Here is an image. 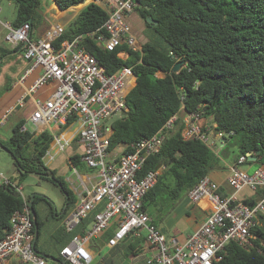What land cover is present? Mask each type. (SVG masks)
<instances>
[{"label":"trees","instance_id":"1","mask_svg":"<svg viewBox=\"0 0 264 264\" xmlns=\"http://www.w3.org/2000/svg\"><path fill=\"white\" fill-rule=\"evenodd\" d=\"M13 1L16 6L13 25L27 22L32 30L41 23L42 0ZM84 1L55 0V3L60 10H66ZM135 1L138 3L136 12L144 21L150 16L157 22L153 25L145 21L156 39L141 43L142 54L129 50V58L122 61L116 56L121 47L103 50L89 40L84 45L107 72L130 65L136 76V83L126 96L127 111L110 122L109 151H115L118 146L122 147L121 153L130 151L132 143L151 136L175 116L161 150L146 160L140 173L161 167L157 182L142 200L143 209L147 211L159 202L174 203L202 177L216 168H223L212 148L199 139L182 137L186 114L199 112L209 120L215 133H222L223 141L239 136L237 157L244 155L247 159L246 153L259 151L258 163L264 164V0ZM105 19L103 8L91 1L72 19L58 41L93 31ZM19 47L2 51L0 63L5 55L17 53ZM178 61L181 67L174 72L172 68ZM10 88L11 80H8L4 90ZM25 121L20 118L9 139L0 140L16 172V180L9 178V183H0V240L10 228L12 213L23 206V199L15 187L21 185L26 175L36 174L58 185L66 203L64 213L59 215L62 208L54 210L52 200L36 195L33 198L37 225L34 249L41 254L47 252L39 248L37 242L42 230L46 229L48 217L47 214L41 217L36 205L45 204L49 215L59 222L68 214L75 199L64 179L43 161L53 141L52 133L21 130ZM69 165L82 170L84 163L80 155H73ZM42 173L52 175L54 180L42 177ZM27 199L29 201L30 195ZM90 220L87 218L73 232H67L62 224L57 226L59 245L63 240L55 256L59 260L57 264H68L60 250L74 235L81 233ZM113 228L112 225L101 234L102 244L112 235ZM253 232L257 237L255 247L243 249L231 242L225 246L222 258L213 264H264V218Z\"/></svg>","mask_w":264,"mask_h":264},{"label":"built area","instance_id":"2","mask_svg":"<svg viewBox=\"0 0 264 264\" xmlns=\"http://www.w3.org/2000/svg\"><path fill=\"white\" fill-rule=\"evenodd\" d=\"M93 2L105 11V21L97 29L71 39L58 41L65 31L61 25L48 27L41 36L32 38L29 23L5 24L8 29L5 41L12 49L25 43L21 50L26 67L16 83L22 85L31 73L38 69L40 72L14 105L2 114L0 123H4L16 107L30 105L31 112L25 123L28 121L35 126L33 133L45 129L53 133V127L60 130L67 123L71 127L76 125V133L71 138L55 134L43 158L52 160L53 146L63 151L77 139L82 147L80 160L95 172L96 180L90 186L82 183V190L62 225L67 232H73L87 218L91 220L62 247L61 257L68 264H90L93 253L88 243L113 223L112 235L105 245L113 248L128 236L143 237L146 246L154 251L147 258V264H213L222 258L225 246L231 242L243 249L255 247L257 237L253 231L264 218V170L257 167L247 172L239 168L237 164L247 160L244 155L228 168L226 182L232 189L229 194H220L219 185L209 176L202 177L187 192L190 202L198 203L207 198L210 207L204 222L183 243L166 236L142 209V199L155 185L161 167L140 173L146 160L161 150L175 116L151 136L132 143L130 151H109L110 122L127 111L126 96L134 87L136 76L130 65L107 72L84 43L89 40L110 51L121 47L116 56L122 61L129 58V50L142 54L141 43L127 20L138 3L135 0ZM43 88L49 90L48 95L36 96ZM202 118L199 112L184 115L181 135L185 139H199L213 149ZM25 123L21 130H27ZM215 135L222 138L220 132ZM0 177L3 183L10 182L1 172ZM245 188L260 192L261 196L248 204L239 197ZM15 189L23 199V206L12 213L10 228L0 240V264L12 257H16L19 264H45V258L34 249V222L29 201L21 185Z\"/></svg>","mask_w":264,"mask_h":264},{"label":"crops","instance_id":"3","mask_svg":"<svg viewBox=\"0 0 264 264\" xmlns=\"http://www.w3.org/2000/svg\"><path fill=\"white\" fill-rule=\"evenodd\" d=\"M54 4L57 7L55 2H54ZM57 9L58 10L54 15L56 18L61 14V12L64 11V10H60L58 7H57ZM75 16L76 15H74V17ZM132 19H134L133 14H131L127 19L128 22L130 23L131 27H132V31H134V34H136L137 37L139 36L138 37L139 40L140 39L143 40V38L145 37L143 32L133 30ZM48 26L49 25H47L45 22L41 21V23L38 26L33 27L32 33H31L32 38H37L38 36H41L44 33V31L47 29ZM142 40H140V41H142ZM141 43H143V42H141ZM25 67H26V62L24 61L21 65V67L15 73V76H14L15 79L11 80V88H13V87L19 88L20 93L18 96L13 97L12 100H10L11 98H9L8 100H6L5 102H3L1 104L0 118L9 106L14 105L16 100L23 94L24 89L31 85V83L33 82L35 77L40 72L39 69L34 71L25 79V81L23 82L22 85H20V84L18 85L16 83V79L21 75V73ZM50 89H51V86H50ZM48 93H49V90L47 88L40 89L37 91L36 96L42 94V95H45V97H46L48 95ZM17 108H20V107H16L15 109H17ZM27 116L24 117V119H26ZM202 122L205 123V125L208 129H211L210 130L211 133L209 134V136H211V139H212L211 141L213 143V151L220 157L221 164L223 167V168H216V169L212 170L208 174V176L210 177V179H212L214 182H216L219 185V189H218L219 193L222 195H227L232 191V189L228 185V183L226 182V174H227L229 166L237 163L238 149H237L236 156H234V158H232L231 160H228L226 157H224L222 155L223 149L219 148L220 146H223V145L227 146L228 141H223L222 138H219L218 136L215 135V131L213 130V126L209 122V120L202 118ZM4 125H5V123H0V127H3ZM56 129H57L56 127H53V133L54 134L50 131L53 135V139H54L55 134H62L63 136H65V138H71L76 133V128H72L71 126H68L65 129H60V130L59 129L56 130ZM45 130H48V129H45ZM39 133H35V134H39ZM68 134H70V135H68ZM51 143H50V145H51ZM52 149H53L52 151H54L53 152L54 158L52 160H48L47 158L46 159L43 158V161H44L45 165H47V166L50 163L52 164L56 160V157L58 155L59 156L62 155L63 159H65L67 161V163H69L70 156H73V155H80L81 156V152H82L81 145L75 139L72 142H70L69 146L66 147L65 150H63V151H58V149L55 146H53ZM65 151H67V152L64 153ZM121 151H122V148L120 149V151H117V148H116L114 152L121 153ZM256 157L257 158L255 160H251V163L244 162V163L237 164V166L239 168L247 171V172H252L257 167H261L264 170V164L258 163V161L260 159L258 154L256 155ZM50 168L54 169L56 171V168L54 166H52ZM69 168H70V166H69ZM91 170L88 171L87 169L86 170L84 169L79 174V173H77V170L74 168L73 173H76L77 177L75 179H70L68 177L66 178V181H68L67 185L71 189L75 200L78 196V193L81 192V190H82V183H83V185L90 186L96 180L95 172L93 170L92 171ZM0 183H3L1 177H0ZM260 196H261L260 192H255L249 188H245L239 193V197L241 199L254 201V202L256 200H258ZM176 201H175L176 203H179L176 210L180 209L179 212H182V214L184 213V215H183L184 219L182 222L183 223L182 227L184 229V232L178 231L175 229L167 230L166 226H165L166 223H168L170 225L174 224L171 221V219H174L175 222L176 221L179 222L181 220L180 218H177L178 217L177 213L175 215H173L172 218H171V216L169 217V215L171 214V211H174V208L176 205L175 202L172 204H171V202H159L158 204H155L152 207H150L147 211H145L143 209V203H142V209L152 219L153 224L160 231H162L166 236L175 237L178 242L183 243L185 241V239L187 238V236H189L193 231L197 230L201 226V224L204 222L207 214L209 213L210 202L207 198H203L198 203H192L189 201V199L187 198L186 195L180 197ZM65 204L66 203H65V196H64V201H63L62 205L59 207V210L61 208H63ZM163 205H165V207H163ZM56 207L57 206L55 205V208ZM72 207L73 206H71L70 210L72 209ZM56 211H57V208H56ZM61 211H62V209H61ZM163 211H165L166 213H170V214L164 218L163 215L165 214V212L163 213ZM61 224H62V220L59 222L56 221V223L53 225V227H55V226L57 227L59 225L61 226ZM113 226H114V223H113ZM107 230H105V231H107ZM101 234L96 236V238L98 237L96 240L92 239L88 243V247L93 253V260L90 264H147V262H146L147 258H149V256L154 253L153 250L149 249L146 246V243H145L143 237L128 236L121 243L116 245L115 247L109 248L105 244L101 243V240H100ZM61 244H63V240L60 241V245ZM60 245H59V247H61ZM5 264H19V260L16 257H12Z\"/></svg>","mask_w":264,"mask_h":264},{"label":"rangeland","instance_id":"4","mask_svg":"<svg viewBox=\"0 0 264 264\" xmlns=\"http://www.w3.org/2000/svg\"><path fill=\"white\" fill-rule=\"evenodd\" d=\"M93 0H85L84 2L72 6L69 9L64 10L61 12V14L56 18L54 15L57 12V7L54 4V0H42L40 13L42 15V22H45L48 27L54 26V25H62L65 29H68L71 23V20L74 18V15H77L80 10L89 2ZM16 16V6L15 2L13 0H0V53L2 51H5L7 49H12L9 44L5 41V35L8 32V29L5 27L6 23H12ZM132 19V26L133 27H139L141 31L144 34V38L142 41L138 39V41L145 42L147 40H155L156 37L151 30V28L147 27L145 25L144 20L138 15V13L135 11L133 13ZM59 23V24H58ZM47 27V28H48ZM139 37V36H138ZM137 37V38H138ZM24 62V59L22 57V52L12 53L9 55H5L2 59V63H0V107L3 102L13 97H16L20 93V89L13 87L8 90H4V86L8 80L15 79V73L17 70L21 67L22 63ZM45 89V88H43ZM40 98H44L45 95H37ZM6 106V105H5ZM31 111L30 105H25L23 107L15 109L11 114H9L4 121L5 125L3 127H0V140L3 142H6L10 134L12 132V128L15 126L16 122L20 119L26 117ZM25 127L30 131H35V126L31 122H26ZM76 125L72 126V128H75ZM211 129H208V135L211 133ZM211 139V136H209ZM238 140L239 136H234L231 138H228V144L227 146H220V149H223L222 155L226 157L228 160H231L236 156L237 154V148H238ZM122 147L118 146L117 151H120ZM65 151L64 153H66ZM55 160V159H54ZM54 166L56 168V174L64 179V181L67 183L66 178L75 179L77 177L76 173H73L74 168L77 170V173H81L84 169L91 170L88 168L85 164L82 167V170H80L78 167L71 168L69 163L65 159H63L62 155H58L56 157V160L51 164L48 165V167ZM70 166V168H69ZM256 169V168H255ZM0 171L6 178H12L16 180V172L12 163V158L10 154L6 151L0 150ZM92 171V170H91ZM21 186L23 188V192L26 195H31L33 193H39L41 195H44L48 200H52L53 204L57 206V210H59V207L62 205L64 201V193L62 192L61 188L58 185L53 184L52 182L40 178L36 174H29L26 175L21 180ZM177 202V201H176ZM175 202V203H176ZM179 203H176L174 211H171L170 213H166L163 215L164 218L167 217L169 214V217L178 214L177 218H180L181 220L178 222L174 219H171V221L174 223L173 225H170L168 223L165 224L167 230H178L184 232V229L182 227L183 222V215L182 212H179L180 209L176 208L178 207ZM165 207V205H163ZM55 208V210H56ZM36 209L38 213L42 216H45L47 214L48 221L46 222V229L42 230L37 246L44 250L49 256L55 257L57 255V251L59 249V236L57 232V227H53V225L56 223V221L53 218V215H49V210L43 203H38L36 205ZM176 210V211H175ZM44 214V215H42ZM178 220V219H177ZM165 223V222H164ZM59 239V240H58ZM45 264H57L55 261L45 259Z\"/></svg>","mask_w":264,"mask_h":264},{"label":"water","instance_id":"5","mask_svg":"<svg viewBox=\"0 0 264 264\" xmlns=\"http://www.w3.org/2000/svg\"><path fill=\"white\" fill-rule=\"evenodd\" d=\"M54 2H55V0H54ZM145 21H146L147 23H149V24H153V25H156V24H157V22H153V21H152V18H151L150 16H147ZM145 21H144V22H145ZM24 45H25V43L21 44L20 47H19V49H18L17 51H18V52L21 51V49L23 48ZM181 64H182V63H181L180 61L176 62V63L174 64L172 70H173L174 72H178L179 69H180V67H181ZM184 102H185V99L183 100V104H184ZM124 113H125V112H122L121 114H124ZM0 150H4V151L7 152L6 148H4V147H2V146H0ZM257 154H259V151H257L255 154L252 153V152H248V153H246V156L248 157L247 160H248V161L255 160V159L257 158V157H256ZM41 176H42V177H46V178L51 179V180H54V177H53L52 175H49V174H43V173H42ZM55 183H56V182H55ZM35 195H36V196H44V195H41V194H39V193H33V194L30 195V199H29V202H28V205H29V207H30V211H31V216H32V219H33V222H34V227H35V229H34L33 245L35 244V241H36V239H37V225H36V217H35L36 214H35V211H34V209H33V207H32V206H33L32 201H33V198H34ZM53 208H54V210H55L54 205H53ZM65 208H66V204H65L64 207L62 208V211L60 212L59 215H61V214L64 213ZM41 255H42L45 259L52 260V261H55L56 263H59V260H57L55 257L49 256V255H47V254H43V253H41Z\"/></svg>","mask_w":264,"mask_h":264},{"label":"flooded vegetation","instance_id":"6","mask_svg":"<svg viewBox=\"0 0 264 264\" xmlns=\"http://www.w3.org/2000/svg\"><path fill=\"white\" fill-rule=\"evenodd\" d=\"M133 30H135V31H139V32L141 31V29H139V27H136V26L133 27ZM133 32H134V31H133ZM135 36H136V34H135ZM136 37H137V36H136ZM137 39H138V38H137Z\"/></svg>","mask_w":264,"mask_h":264},{"label":"bare ground","instance_id":"7","mask_svg":"<svg viewBox=\"0 0 264 264\" xmlns=\"http://www.w3.org/2000/svg\"><path fill=\"white\" fill-rule=\"evenodd\" d=\"M68 135H70V134H68ZM72 136V135H71ZM63 137H65V136H63Z\"/></svg>","mask_w":264,"mask_h":264}]
</instances>
